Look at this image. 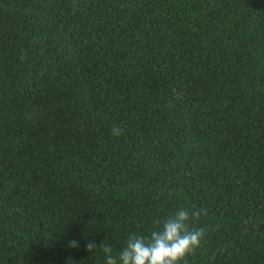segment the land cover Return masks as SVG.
<instances>
[{
    "label": "trees",
    "instance_id": "trees-1",
    "mask_svg": "<svg viewBox=\"0 0 264 264\" xmlns=\"http://www.w3.org/2000/svg\"><path fill=\"white\" fill-rule=\"evenodd\" d=\"M182 207L179 264H264V0H0V264H105Z\"/></svg>",
    "mask_w": 264,
    "mask_h": 264
},
{
    "label": "clouds",
    "instance_id": "clouds-1",
    "mask_svg": "<svg viewBox=\"0 0 264 264\" xmlns=\"http://www.w3.org/2000/svg\"><path fill=\"white\" fill-rule=\"evenodd\" d=\"M120 131L113 128V135ZM202 211L182 207L164 219L162 226L152 231L149 237L130 234L118 253H114L110 245L102 244L99 248L105 264H179L201 244L204 229L192 227L190 221L198 219ZM69 246L78 247V242L73 240ZM86 249L90 253L97 249V245L90 242Z\"/></svg>",
    "mask_w": 264,
    "mask_h": 264
}]
</instances>
